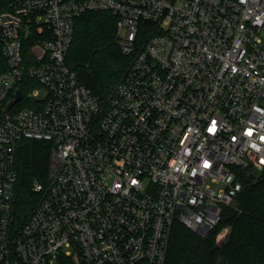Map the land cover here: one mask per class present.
<instances>
[{"label": "built area", "instance_id": "obj_1", "mask_svg": "<svg viewBox=\"0 0 264 264\" xmlns=\"http://www.w3.org/2000/svg\"><path fill=\"white\" fill-rule=\"evenodd\" d=\"M85 12L130 58L104 100L65 62ZM22 140L51 149L18 221ZM238 168L264 174V0H0V264H165L175 224L203 237L232 208Z\"/></svg>", "mask_w": 264, "mask_h": 264}, {"label": "trees", "instance_id": "obj_2", "mask_svg": "<svg viewBox=\"0 0 264 264\" xmlns=\"http://www.w3.org/2000/svg\"><path fill=\"white\" fill-rule=\"evenodd\" d=\"M116 25L111 13L85 12L74 24L65 57L78 81L100 100L107 98L130 63L116 44ZM50 149V143L34 140H22L16 146L12 213L18 221L28 216L39 199L33 186L46 183ZM235 172L241 184L235 198L238 208L223 207L220 223L203 237L175 224L165 264H264V174L251 168ZM225 226L231 232L218 245L215 235ZM57 264L80 263L59 256Z\"/></svg>", "mask_w": 264, "mask_h": 264}, {"label": "water", "instance_id": "obj_3", "mask_svg": "<svg viewBox=\"0 0 264 264\" xmlns=\"http://www.w3.org/2000/svg\"><path fill=\"white\" fill-rule=\"evenodd\" d=\"M20 98H21V93H20V91H17L16 96H15V99H14L13 101H11V102L7 105V107H6V112H8V110L10 109V107H12L14 104H16V103L20 100ZM231 207H232L233 209H237V208H238V204H237V202H233V203H231Z\"/></svg>", "mask_w": 264, "mask_h": 264}, {"label": "rangeland", "instance_id": "obj_4", "mask_svg": "<svg viewBox=\"0 0 264 264\" xmlns=\"http://www.w3.org/2000/svg\"><path fill=\"white\" fill-rule=\"evenodd\" d=\"M45 97H46L45 91L44 90H39L38 93H37V96L35 97V100L42 101V100L45 99ZM18 107H16L15 109H17ZM55 264H57V263L55 262Z\"/></svg>", "mask_w": 264, "mask_h": 264}]
</instances>
